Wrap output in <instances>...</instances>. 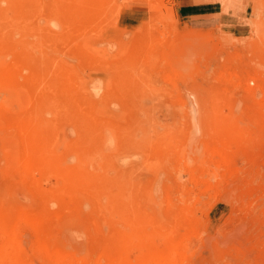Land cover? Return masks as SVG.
Instances as JSON below:
<instances>
[{
	"label": "rangeland",
	"instance_id": "374dc122",
	"mask_svg": "<svg viewBox=\"0 0 264 264\" xmlns=\"http://www.w3.org/2000/svg\"><path fill=\"white\" fill-rule=\"evenodd\" d=\"M13 1L0 225L29 221L0 264H157L169 239L181 264H264V0Z\"/></svg>",
	"mask_w": 264,
	"mask_h": 264
},
{
	"label": "bare ground",
	"instance_id": "6f19581e",
	"mask_svg": "<svg viewBox=\"0 0 264 264\" xmlns=\"http://www.w3.org/2000/svg\"><path fill=\"white\" fill-rule=\"evenodd\" d=\"M23 1L24 0H20V1L16 0V1H13L11 4H9L10 5V9L15 14V16H18L20 14V11L22 10V7L23 8L25 7V5H23ZM20 2H22V5L20 4ZM223 74H224V72H223ZM14 75H16V73L14 71H10V70H6V69H3V68H0V83H7L8 81H10L12 79L11 77H14ZM220 76H221V74H220ZM225 76H227V75H225ZM222 77H223V80H224V75H222ZM227 77H225V80L227 79ZM216 78H219V77H216ZM217 80H219V79H217ZM226 82H228V80ZM219 125H220V123H219ZM15 126L16 127H14V129L16 130L17 137L18 138L19 137L22 138V135L26 131L25 130L24 123L19 120L17 123H15ZM216 126H218V123H217ZM216 126H215V128H216ZM138 127H139V130H143V132H145V135L148 133V131H150V128H144L143 126H138ZM217 129L219 130V127H217ZM215 131H216V129H215ZM219 131L222 132L221 129ZM221 135H222V133L221 134H218L219 138H225L226 137V136L221 137ZM228 135L229 134H227V136ZM218 136H217V138H218ZM223 147H225V146L223 145ZM223 147H222V149H223ZM219 148L220 149L216 148V150L217 149L220 150V152L218 151L219 153L214 149V151H213V155L214 156L212 155L214 158L216 157L215 154H214V152L216 154H219L218 155L219 158L222 156L221 155V150L222 149H221V147H219ZM209 151H211V150H209ZM225 151H226V149H225ZM208 153H210V152H208ZM218 156L216 158L217 164H219V162H220V160L218 159ZM224 157H221L220 158L221 159V162L223 161V158ZM35 159H36V156L33 153V151L31 150V148L28 145L27 146L24 145L21 148V150L18 152V154H17V164H18L17 166H19V167L22 166V167L25 168V166H27V164H31V162L35 161ZM79 161L81 162V164H84V165H86V164H94L97 161V157H95L94 154H82V156L80 157ZM40 162H41V166H45V163L43 161H40ZM22 167H21V169H22ZM30 170H31V168H30ZM25 171H29V168H28V170H26V168H25ZM14 218H12V219L10 218V220L7 223H4V225H0L1 235H2L3 240H4V241H2V243L0 245V259H4V258L10 257V256H12L11 258L13 259L14 258V255L17 254L16 252L18 251V249L20 250V248H18L19 244H18V242L16 240V238H17L16 235L19 233V231H18L19 230L18 223H19V221L21 222L22 219H24V221L22 220L23 222H25V219H27L26 221H29V220H28V217H26V216H16ZM17 231H18V233H17ZM115 238H116V241H118V239L121 240V236L118 235V234L116 235ZM181 239H182V237H181ZM184 240H186V238H184ZM184 244H186V243L184 242ZM40 245L41 244L39 242V246ZM182 245H183V243H182ZM182 245H181L180 241H178L177 239L176 240L175 239H169L168 242L166 243L165 249L160 250L158 252L156 251V253L154 252L150 258H151V260H152V258H154L155 261L158 262L159 264H178L179 262H180L179 264H181L182 263V259H183V258L180 257L181 254H182V247H183ZM41 246L44 248L43 245H41ZM184 247H185V245H184ZM39 248H40V251L41 252L43 250L44 253H47V252L44 251L45 248L44 249H42L41 247H39ZM40 251H38V252L41 253ZM53 252H51L50 255H53ZM47 254H49V253H47ZM68 254L69 253H67V255ZM54 255H55V258L59 261V262L57 261L58 264L59 263L65 264L66 261H67L66 264H68V260H71L72 259V257L69 256V258L67 260V257L65 255H63V254H60V253H55L54 252ZM96 258H97L96 259L97 262L92 258L93 260L92 259L91 260L94 261V263H89L90 260L88 262H86V263L87 264H100L102 261L99 263V261H100L99 260V257H96ZM49 259H51V258H49ZM75 260L78 261L79 259L76 257ZM72 261H73V263L75 262L74 261V258L71 260L70 264H73ZM153 263H155V262H153ZM77 264H78V262H77ZM81 264H82V261H81ZM83 264H84V262H83ZM101 264H103V262ZM108 264H124V263H122L120 261L110 260Z\"/></svg>",
	"mask_w": 264,
	"mask_h": 264
}]
</instances>
